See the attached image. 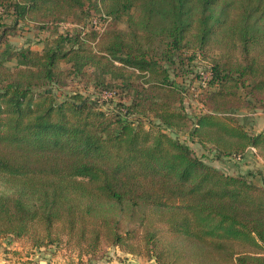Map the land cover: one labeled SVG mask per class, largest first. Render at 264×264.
<instances>
[{"label":"trees","instance_id":"1","mask_svg":"<svg viewBox=\"0 0 264 264\" xmlns=\"http://www.w3.org/2000/svg\"><path fill=\"white\" fill-rule=\"evenodd\" d=\"M86 1L0 0L13 17L0 24V242L66 246L79 264L110 248L157 264H264V184L167 131L264 161V130L235 114L264 111V0H96L103 29ZM21 22L50 32L44 49L10 45ZM64 22L75 27L60 32ZM183 54L210 71L196 118L170 72ZM69 80L99 97L48 88Z\"/></svg>","mask_w":264,"mask_h":264},{"label":"rangeland","instance_id":"2","mask_svg":"<svg viewBox=\"0 0 264 264\" xmlns=\"http://www.w3.org/2000/svg\"><path fill=\"white\" fill-rule=\"evenodd\" d=\"M96 0H87L86 1V10L91 11V15L89 19H93V23L95 21H99L97 23L99 29H103L104 25L108 23V18L101 16V13L96 10L95 7ZM13 20V17L8 15L7 13L0 11V24H10ZM89 21V20H88ZM75 27V24L71 22H64L60 24L58 30L60 32H65ZM78 27V26H76ZM48 39H50V32L45 29H40L35 27L33 23H24L21 22L18 25L17 31L15 34L10 35L9 43L12 47H31L34 50L41 51L47 44ZM182 59L185 61L184 67L181 63H178L179 69L170 66V72L173 79H176L180 85L185 89L184 92V102L183 109L186 113H188L193 118L200 116L201 113H204L205 106L202 104L201 99L204 98L205 93L209 87L208 81L210 80V71L207 64L199 58L197 60L192 61L191 63H187L190 55L183 54ZM178 60V59H177ZM9 66L15 65V60L7 63ZM182 66V67H181ZM181 68V69H180ZM181 71V74H177V71ZM177 74V75H176ZM52 91L58 96V98H63L68 96L76 91H83L86 95H89L91 99H97L99 94L96 93L91 88H84V84H80V82L75 80H69L68 84L61 86L60 88H56L55 86H48ZM106 96L103 98L104 101H100L103 103V107H114V103L111 100H117L119 97L114 94H105ZM130 97L126 99L127 103H130ZM204 109V110H203ZM263 110L250 109L248 107H241L235 110V114L240 118L241 122L246 125V128L252 131L254 124H257L259 119H264V113L257 114ZM262 114V115H261ZM134 118V117H132ZM137 120H143L145 125H149V119L146 118H136ZM260 120L263 121L264 120ZM169 133L173 136H178L182 141L187 143L195 152V154L201 158H203L206 162L213 165L214 167L224 171L230 175H245L247 171H259L257 168H249L247 165L253 166L254 158H247L245 155L243 158L239 159L238 157H226V156H218V153L213 152L208 147H203L199 144L195 139L191 137L188 132H174L171 129H167ZM247 167V168H246ZM251 180H253L251 178ZM0 188L5 190L4 186L0 181ZM25 243L24 241L22 242ZM116 249V248H115ZM109 255H116L118 252L114 250V248H110ZM60 256H66L68 258H78V254L66 246H62L59 249ZM145 258H149L146 255H140ZM87 259V258H85ZM102 261L99 259L98 262ZM95 262H92L94 264Z\"/></svg>","mask_w":264,"mask_h":264},{"label":"crops","instance_id":"3","mask_svg":"<svg viewBox=\"0 0 264 264\" xmlns=\"http://www.w3.org/2000/svg\"><path fill=\"white\" fill-rule=\"evenodd\" d=\"M262 112L264 113V111H260L257 114ZM261 119L257 121V124H254L252 132L258 133L264 130V122L260 121ZM245 155L247 158H254L253 166L247 165V167L253 168L255 166L259 170L253 171V181L264 184V161L256 154V149L253 147H250ZM22 242L10 241V239L0 242V264H79L78 258L60 256L59 250L54 246L34 250L30 245ZM114 250L118 253L112 255L109 260H102L94 264H157L154 259L128 254L118 248Z\"/></svg>","mask_w":264,"mask_h":264},{"label":"built area","instance_id":"4","mask_svg":"<svg viewBox=\"0 0 264 264\" xmlns=\"http://www.w3.org/2000/svg\"><path fill=\"white\" fill-rule=\"evenodd\" d=\"M96 22V21H95Z\"/></svg>","mask_w":264,"mask_h":264}]
</instances>
